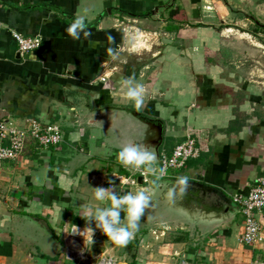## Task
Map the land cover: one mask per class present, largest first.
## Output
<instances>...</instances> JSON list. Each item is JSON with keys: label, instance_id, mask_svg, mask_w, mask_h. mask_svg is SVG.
<instances>
[{"label": "crops", "instance_id": "obj_1", "mask_svg": "<svg viewBox=\"0 0 264 264\" xmlns=\"http://www.w3.org/2000/svg\"><path fill=\"white\" fill-rule=\"evenodd\" d=\"M76 17L89 33L79 40L66 32ZM11 30L39 36V47L18 53ZM109 48L120 50L118 61ZM104 63L113 69L100 83ZM262 73L264 0H0V120L33 117L62 132L56 146L29 143L17 159L0 162V264H75L64 254V226L84 227L77 213L94 187L112 184L121 195L152 189V176L119 187L116 177L132 170L117 162L119 148L142 142L155 167L191 132L198 157L159 180L173 187L187 176L207 212L194 223L150 199L126 246L96 230L89 253L116 255L118 264L263 260L264 241H239L242 217L232 202L264 178ZM129 77L147 89L139 109L117 95ZM26 215L43 219L59 246L31 235ZM256 217L264 236V209Z\"/></svg>", "mask_w": 264, "mask_h": 264}, {"label": "built area", "instance_id": "obj_2", "mask_svg": "<svg viewBox=\"0 0 264 264\" xmlns=\"http://www.w3.org/2000/svg\"><path fill=\"white\" fill-rule=\"evenodd\" d=\"M10 35L15 42L17 52L20 54L33 51L41 43V38L37 35L26 36L14 30L10 31ZM103 66L106 70L98 77L100 83L106 82L108 74L113 69L112 67L108 69L106 63ZM61 141L62 132L58 125L41 124L40 121L33 117H25L21 120L20 124L16 125L0 120V162L17 159L22 155L29 143H33L36 149H46L49 146L58 145ZM198 155L199 145L195 134L191 132L186 135L182 142L174 146L170 153L161 152L159 162L155 167L165 169V173L161 177L165 178L171 170L182 167L187 160L196 158ZM134 175H139L141 181L147 184L151 177V175L142 174L140 170H131V174L127 177H116L117 184H119L120 188L139 187L136 179L133 177ZM112 186V184L108 185L109 188ZM232 202L238 207V211L242 217V231L239 241L251 247H256L263 243V231L256 214L264 209V178L258 179L254 185L249 187L246 194H233ZM72 227L66 228L64 226L65 257L74 261L75 264L119 263L120 257L108 252L98 253L94 256L91 255L89 252L93 245L89 249H84L82 237L65 233V231H70ZM95 235L96 233H94L93 240H95ZM73 241H78L81 244V248L76 247ZM179 264L194 263L181 260ZM252 264H264V259L254 260Z\"/></svg>", "mask_w": 264, "mask_h": 264}, {"label": "clouds", "instance_id": "obj_3", "mask_svg": "<svg viewBox=\"0 0 264 264\" xmlns=\"http://www.w3.org/2000/svg\"><path fill=\"white\" fill-rule=\"evenodd\" d=\"M85 28L84 18L76 17L68 25L66 32L73 40H79L81 33L84 36L89 35ZM138 38L139 34L126 36V42L130 43ZM132 50H137L135 45H132ZM108 54L111 61H118L120 50L109 48ZM122 88L123 91L117 95L131 101L139 109L144 103L146 87L143 84L134 83L133 78L129 77L123 80ZM115 158L126 169L140 170L144 175H151L154 178L153 184L165 173V169L153 166L156 157L142 142L129 140L119 148ZM187 184V176L177 177L175 184L167 192L168 200H173L174 191L182 194ZM149 203L150 192L146 188L121 195L108 187H94L88 202L81 205L77 213L85 222L84 227L79 229L73 225L71 230L65 233L82 237L84 249H89L94 244L93 236L96 230H99L114 245L126 246L138 230L140 218L144 210L149 207ZM121 212L125 213L126 223L121 222Z\"/></svg>", "mask_w": 264, "mask_h": 264}, {"label": "water", "instance_id": "obj_4", "mask_svg": "<svg viewBox=\"0 0 264 264\" xmlns=\"http://www.w3.org/2000/svg\"><path fill=\"white\" fill-rule=\"evenodd\" d=\"M140 182L141 177H138L137 183L139 184ZM170 184H172L171 180L161 179L151 185L152 189L149 191L150 199L152 203H155L157 206L160 204V208L158 207V209L166 213L175 214L178 218H181V220H195L194 223L199 220V217L202 216L204 212H207L205 211L207 208L206 206L209 205L204 204L199 198L197 192H194L189 187H186L182 194L174 191L173 200L169 201L167 198V192L169 188H172L170 187ZM212 208L217 210L215 207ZM214 209H212L211 212H213ZM218 214L219 211L217 210V215ZM24 218L27 220V229L31 235L34 234L36 237H39L41 241H50L59 246L60 243L43 219L31 215H26ZM73 244L76 247L81 248V244L78 241H73Z\"/></svg>", "mask_w": 264, "mask_h": 264}, {"label": "rangeland", "instance_id": "obj_5", "mask_svg": "<svg viewBox=\"0 0 264 264\" xmlns=\"http://www.w3.org/2000/svg\"><path fill=\"white\" fill-rule=\"evenodd\" d=\"M262 74H264V73H262ZM261 79H262V80H261ZM258 80H259V82L261 81V82L263 83V85H264V77H259ZM94 244H95V243H94ZM94 244H93V245H94Z\"/></svg>", "mask_w": 264, "mask_h": 264}]
</instances>
